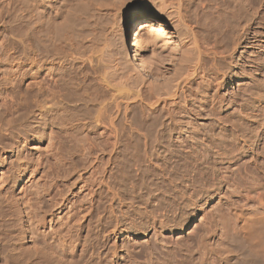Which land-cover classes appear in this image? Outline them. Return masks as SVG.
<instances>
[{"label":"bare ground","instance_id":"1","mask_svg":"<svg viewBox=\"0 0 264 264\" xmlns=\"http://www.w3.org/2000/svg\"><path fill=\"white\" fill-rule=\"evenodd\" d=\"M63 1L66 3L69 2L68 0H22L21 2L24 6V13L17 12V10L12 9L11 12H14L15 16L12 17L9 15L8 18L5 14H10L9 6L11 4V0H0V27H3V29L0 30V36H3L0 40V117H3V114L12 109V95L8 94L6 90L7 85L16 87L20 82L30 80L36 84L40 94H51L53 92L57 94L66 90L67 97L72 99L73 97H76L77 89L82 88L85 89V91H89V65L94 69L95 65H98L100 62L101 64L103 63L102 65L105 67H107L106 65H109L106 61H108V56H111L109 54L112 53H108L107 50L111 48V45L108 47L109 44L107 45L105 43V36L107 34L104 33L102 28L100 31H102L103 34H98L100 35V39H98L100 43L93 47L96 49L90 56L89 41L86 40V42H84V36H82L83 39L80 38L83 32L80 37H78L80 40L77 39L79 33L76 32L75 27L78 31V27L80 26L81 28L80 24L83 23L81 22L82 20H80L81 17L79 14H83V16H85V13H87V15L89 14L88 12L90 10L89 6H91V0L90 2L88 1L90 5L87 4L89 6L84 3V0L79 2L76 0V3H73V11L72 9H68L67 7L70 6L64 5ZM62 3L65 8H67L65 10L70 12L65 11V14H63L64 11L62 12L60 8L58 9L59 12H62V15H60L59 12H57V7L59 4L62 5ZM93 3L94 2H92V5ZM263 3V0L242 1L236 10H233L232 12L227 11L226 15H228V22L226 23L225 31H220L221 28L219 27V24L222 19L220 21L219 16L222 14L218 12V9L215 10L217 7H214V15H209V12L211 11H209L210 4L208 0H203L202 2L203 8L201 7L202 11L199 23L200 29L198 28L199 30L195 28V24L193 25V23H191L192 21L188 22L185 15L181 14V12L184 13V11L179 12L177 11V8L175 10L174 8L169 7L161 9L159 6L160 4L158 5V9H160V11L158 14L154 15V26L152 27L151 24L140 23L136 28H134L135 20L129 19L125 24L121 39H123V41L129 40L130 42L129 44L125 42V44L121 41L124 45L123 47L120 46L122 49H120L121 51L119 50L120 52L118 51V53L121 58L119 57L120 59H118L122 61L125 60L124 63L126 66H124L127 67L126 72H128L127 74L123 73L127 76H125L127 79L125 81L132 82L133 80V84L136 83V86L138 87V91H134L132 89L136 86H132L134 88H131L127 82V85L131 88L129 90L135 92L133 93V96L137 95L140 97L145 94V96L149 95L154 97V101H152L156 104H161L162 110L165 111V114H170V106L172 105L169 106L168 101L173 104L176 98L178 99L181 94L183 95L185 92L187 93L192 87V83L200 78V80L198 79L199 82H197V84L200 90L202 89L201 93L203 94L204 100L202 105L208 104V109L205 111L209 110L216 112L218 108L227 109L231 107L235 98H224L220 95V91L223 88V83L225 81L224 78L228 75V71H225L224 69L225 66L228 68L232 65L235 60L233 52L241 44L244 43L246 46H250L253 42L258 41V36L262 33L255 30L256 28L253 26L258 24L260 21L258 20L261 17L259 9ZM70 5L72 7V2ZM98 5L99 4H97V8ZM164 5L166 4L164 3ZM58 14L60 15L61 20L56 19ZM185 14L188 15L189 13L186 12ZM88 16L90 17V15ZM112 17L115 16L113 15ZM85 18L87 17H84V21L86 20ZM218 19L220 23L217 22ZM78 22L81 23L78 24ZM9 24H11V26H9ZM101 24H103V22ZM86 25L88 27L89 24ZM90 26L94 27L92 24ZM9 27H11L12 31L18 35H16V37H19L18 45L15 43L11 44L9 36L6 35V32L9 31ZM83 27L86 28L85 26H82V29ZM103 29H105V27ZM130 30H132L131 33L129 32ZM221 34H226L225 40L229 39L227 48H224L226 42L223 43L224 39L221 38ZM107 38L109 39L110 36ZM93 48L91 49L90 47V50H93ZM109 52H111V50ZM112 52L116 54V52ZM117 54L115 56L116 58L118 57ZM110 59L113 58L110 57ZM78 60L81 62L80 66L76 65V63L78 64ZM256 64L261 66L260 63ZM9 68L12 69L11 72L8 70ZM7 72H9V74H7ZM109 72H106V74ZM112 72H114V70ZM240 73L243 74L242 71H240ZM240 73L239 75H241ZM106 74L102 73L95 79L99 80L104 88L112 91V94L116 92L123 93L121 92V85L125 83L122 84L120 83L121 81L116 82V84H121L116 87L115 83L114 85L107 79L110 76ZM123 79L124 77H122L121 80L123 81ZM130 79L132 80L129 81ZM171 82L175 83V85H173L174 88L171 86ZM97 85H99V83ZM112 85L115 87L112 88ZM168 85L172 87V90H169L170 87ZM100 87L101 86L99 85V88ZM165 87H167L169 91H166L167 89L165 90ZM247 87L244 88L242 97L249 92V88L246 89ZM192 88H194V86ZM255 99L256 107L254 109L251 111L241 112L243 118L247 121H249L248 119L250 114L251 116L258 117L261 111L260 109L264 108V101L261 96H258ZM117 107V112H119V103H117ZM54 116H57V113ZM142 118L140 119L142 125L139 124L141 127L139 128L140 130L138 129L139 131H137L140 139L136 141V143H138L137 160L139 162V165H137L138 172H136L138 180H131L132 182L130 181V188H132L135 192H137L136 190H142L141 196H144V191H146V194L149 193V196L151 194V197L147 199L157 201V203H155L156 205H154L155 208L153 207L154 214L152 218H154V220L147 223V220L142 219L139 223H137V219L135 220V217L130 215L129 211L124 210L122 205L119 203L118 204L120 206L117 207L111 203L108 208L106 207L107 209L105 208L104 213L102 214L97 211V207H95V197L98 193V188L100 186H105L106 189L108 188L109 192H111V198H117V200L119 199L120 201L121 197L118 192L119 189L116 188V186H118V184H124V182L122 183L119 181L116 185V181L111 182L108 179L105 180L103 175H105V172H108L109 170L106 166H103L104 168L102 167L103 170L99 174L98 165H105V163L102 161L103 158H101L99 154L91 152L92 160L89 162L91 163V171L93 172V178L90 179L92 181L89 180L88 182L87 180L82 179L78 183L66 185V189L64 188L65 190L59 198L48 199L49 202H47L49 204L46 205V207L50 206L51 209L49 211H46V209L44 210V205V207L39 205L37 206V204L42 202L41 198L38 197V203H34L35 201L33 202V204H36V206H34L31 202L32 198H30L32 196H26L24 204L18 207L19 211L17 213L19 239L23 243H26V245L32 243L30 245H32L33 248L41 250L43 253L47 254V250L45 251L44 247V249L40 248L42 247V244L47 242L49 238H56L61 232H65L69 237V246L67 247L69 256L71 257L72 254H74L76 248L82 246L81 257H83V255H85L88 250L90 251V248L94 245L93 239L96 237L94 238L93 235L96 234L97 236L99 230L102 231L103 228H105V231H111L112 233L123 231L132 233L134 231H138L136 233L138 236H147L150 231L153 230V234L156 236L155 239L158 240L159 237L157 236L161 233L160 231L164 230L167 226L176 225L183 230L187 220L190 219L191 216H195L196 211L199 209L203 211L201 220L203 219L206 221L209 219L207 216L208 211H210L211 215H213L217 212V207L205 210L203 204H201V202L199 203V201L205 199L207 200L206 202H208L209 199H212L215 195H217L218 197H221L220 199L223 198L222 204H225V206L227 205L230 210L237 213L239 219V224L235 232L231 230L230 227L232 226L229 227L228 222L227 224H224V232L222 233V237H220L221 240L219 239L220 243H224V247H222L224 248V251H222L223 253L220 252L221 248L218 251L223 254H220L223 256L221 264H264V260H262V262L259 260L261 255L264 257V208H262L263 210L254 209L255 211H248L247 213L239 210L235 208L232 202L227 203L225 197L226 192H224L223 189L226 185L231 189H235V184L238 186V184L243 185L245 183H249L248 188H250L249 190L252 191V194L258 198H264V184L259 181L252 173L253 171H251L253 168H257L258 165L261 164V160L259 161L256 155L263 156L264 153V126L261 125L255 133L244 131L242 134H237L234 130L231 133H227V129L223 128L222 132L220 131V133L215 135V138L212 136H206L204 139H200L199 142L197 135L187 130V133L179 131V136L174 137V135H172L174 128H176H173L174 124L171 127L166 126L162 129L161 127L155 128L154 126L156 124L153 126V123L152 127L151 125L148 127L147 123L149 121L146 122L143 120V123ZM153 121L154 123L157 122H155V120ZM110 123L111 126H109L112 127L113 130L106 126L100 128V133L105 135L106 143L110 146L107 150H111L112 153L109 156L106 165L112 163L114 156L118 154V147L124 136L123 133H119L116 130V127L114 126L115 124L113 125L114 119L113 121L111 120ZM103 124H105V122ZM3 125L9 126V123L6 122ZM100 125H102V123ZM239 125L243 126L244 129L246 128V130H250L247 129V122L241 121ZM137 127L139 126L137 125ZM6 128L7 129L4 131H1L4 128H0V169H2L0 170V179H2V183H4L5 179H7V177H4L5 170H3L7 159L5 156L6 147L9 146L12 150H15V154L18 158H20V154L22 153L21 148L28 142L26 136L16 133L17 131L15 127L11 128V126H9ZM108 130H111L112 132L110 131V133H108ZM47 134L50 138H52V129H50ZM183 134L187 135L184 136ZM17 135H19L18 138H15ZM14 138L16 139L15 142L12 141ZM50 141L51 139L48 141L49 144ZM250 153H255V156L252 155V157H250ZM145 161H148L147 163L149 164H144ZM38 165L40 164L38 163ZM38 170L39 169L36 166L30 167L21 164L17 172L18 174L14 178L16 180L18 179V183L20 181L24 182V180L27 179L24 183L27 187V185L30 186V184H28L30 182L31 184L40 182L38 180L40 177L36 178L38 177ZM249 171H251V173H249ZM148 174H156V178H154V176L150 178ZM244 174L246 176L243 178ZM33 180L36 181L33 183ZM36 187L38 188V186H35L34 188ZM23 188L25 190V186ZM179 200L180 202H178ZM185 200L186 203L188 201L193 202V210L188 209L185 212H182L183 209L181 208L184 207ZM17 201L19 200H16V202ZM175 203H177V206L179 205L178 208L176 207L177 210L181 209L179 210V215L176 216V211V214H171L173 217L171 216L172 218H170V214L167 215L160 213L161 210L172 212L174 210V206L176 205ZM147 212H149V210ZM159 213L162 217H160ZM141 215L142 214H140V216ZM192 232L194 231L192 230ZM192 232H190V234H192ZM78 233H81V235ZM196 234L198 236V232L195 231V235ZM192 235H194V233ZM150 241L152 243V239ZM155 243L153 242L150 246H152V248L157 250V253H159L157 249L158 243ZM209 249L210 251L217 250L211 245H209ZM50 255L51 257H54V259H52L53 261L58 262V257L54 253H50ZM71 261L72 259L70 258V262L68 261L66 263L65 260L59 264H71ZM206 263L208 264V262Z\"/></svg>","mask_w":264,"mask_h":264},{"label":"rangeland","instance_id":"2","mask_svg":"<svg viewBox=\"0 0 264 264\" xmlns=\"http://www.w3.org/2000/svg\"><path fill=\"white\" fill-rule=\"evenodd\" d=\"M21 1L22 0H11V4L9 6L10 14H5V16H7L8 18L9 15L14 17L15 13L11 12L12 9L17 10V12L24 13V6ZM68 1L70 3L69 2L66 3L63 1L64 5H69L70 7L67 6L66 7L68 9H72L73 11V3H76L75 2L76 0H72V1L68 0ZM77 1L79 2L81 0H77ZM84 1L86 5L89 4L90 2V0H84ZM101 1H104L105 4L104 2ZM117 1L118 2L120 1L121 3L120 2L118 3ZM208 1L210 4L209 11H211L209 12V15L211 14L210 16H213L215 10L218 9L219 10L218 12L222 14L219 16L220 21L221 19L222 21L220 23L218 19L217 22L220 23L219 24V27L221 28L220 31H225L226 23L228 22V17H227L228 15H226V12L227 11L232 12L233 10H236L240 5V2L248 1V0H229V1L208 0ZM71 2H72V7L70 5ZM92 2H94L93 5ZM130 2L131 0H127V1L126 0H106V1L91 0L90 2L91 6H89L90 4L87 5L89 6L90 9L88 15H90L91 18L87 15V13L84 14L85 16H83V14L80 15L78 13L79 16L81 17L80 20H82L81 22L83 23L80 24L81 22L80 23L78 22V24L81 25V28L80 26L78 27V31L77 28L75 27L76 32L79 33L77 39H79L78 37H80V35L83 32L80 38L83 39L82 36H84L83 41L85 40L84 42H86V40H88L90 47L92 49L93 47H95V45H98V43H100L98 39H100L99 36L103 34L102 31H100V29L102 28L104 33L107 34L105 36L106 37L105 43L107 45L109 44L108 47H110L111 45V48H109L111 52H109L110 51L109 49L107 50L108 53H112L109 54L111 56H108V61H106L109 63V65H106L105 63L107 67L102 65L103 63L101 64V62L100 63L98 62L99 63L98 65L100 67L97 64L95 65V69L89 65V91L88 90L85 91V89L82 88L77 89L76 97L69 99L67 97L66 90L57 94H55V92L44 95L40 94L36 84L30 80H27L26 82H20L16 87H11L10 85L6 86V90L8 94L12 95V102H11L12 109L9 112L3 114L4 115L3 117H0V128L1 127L4 128L1 131L6 130L7 129L6 127L9 126H11V128L15 127L17 131L16 133L26 136L28 142L24 144V147L21 148L22 153L20 154V158H18L17 155L15 154V150H12V148H10L9 146L6 147L5 156L7 159L5 161L3 170H5L4 177H7V179H5L4 183H2L3 181L2 179H0V191H1L0 192V264H59L65 260L66 263L68 261L70 262V258L72 259L71 264H109V263L110 264L111 263L112 264H204V263L207 264L206 262H208V264H221L222 262L223 256L221 255H223L222 251H224V248L222 247H224L223 246L224 243L222 242L220 243L221 240L220 237H222V233L224 232V227H225L224 224H227L228 222L229 227L232 226L230 227L231 230L235 232L239 224V219L237 213L230 210L227 205L225 206V204H222L223 198L220 199L221 197L220 196L218 197L217 195H215L212 199H209L208 202H206L207 200L205 199L199 201V203L201 202V204H203L205 210H207L208 208L212 209L214 207L215 208L217 207L216 210L218 213L216 212L215 214L211 215V212L208 211L207 216L209 219L206 220L208 222H206L203 219L201 220L203 211L199 209L196 211L195 216H191L190 219L187 220L183 230H181L176 225L167 226L164 230H161L160 231L161 233H159V235L157 234L158 235L157 237H159L160 240L155 239L156 236L153 234L154 233L153 230H151L147 236H138L136 235L138 231H134L132 233H128L126 231L112 233L111 231L109 232L105 231V228H103L102 230L103 232L99 230L97 236L96 234L93 235L94 238L96 237L95 239H93L94 245L90 248V251L88 250L85 253L86 256L83 255L84 258L81 257L82 246L76 248L74 254H72L71 257L69 256L68 248H67L69 246L68 244L69 237L65 232H61L56 238H49L50 241L49 240L47 241L48 244L47 242L42 244V247L40 248L42 249L45 248V251L47 250L46 251L47 254L43 253L41 250L33 248L32 245H30L32 243L29 242L30 244L26 245V243H23L19 239V233H18L19 225L17 221V215H18L17 213L19 211L18 207L24 204L26 200V196L27 197H30V195L32 196L30 197L32 198L31 199L32 204L34 201H35L34 203H38L39 201L37 200L41 198L42 202L41 200L40 202L42 204L39 203L37 204V206L44 205L45 206L44 210L46 209V211H49L51 209L50 206L46 207V205L49 204L48 199L59 198L66 189V185L72 183H78L82 179L87 180L89 182V180L93 178L92 176L93 172L91 171V163L89 162L90 160H92L91 152L95 154H99L100 157L103 158L102 161H104L105 165L102 164L98 165V170H99L98 173L100 174L104 168L103 166H106V168L109 171L105 172V175H103L105 180L108 179L111 182L116 181V185L119 181L122 183L124 182L125 184V185L118 184V186H116V188L119 189L117 190L120 193V197H121L120 201L119 199L117 200V198L112 199L111 198L112 196H110L112 194L111 192H109V189L108 188L106 189L105 186H100L98 188L99 190L97 189L99 194L97 193L95 197V207H97V211L102 214L104 213L105 208L106 207L108 208V206L111 203H113L116 207L122 205V208L124 210L129 211V214L134 216L135 220L137 219V223H139L142 219L147 220V223L154 220V218H152L154 214L153 207L154 205H156L155 203H157V201H152V199L151 200L147 199L151 197V194L149 196V193L146 194L147 193L146 191H144L145 193L143 192L145 194L144 197L141 196L142 190L140 191L136 190L137 192H135L132 188H130L131 182L135 179L138 180L137 177L138 175L136 174V172H138L137 165H139V162L137 160L138 143H136V141L140 139L137 131L140 130L139 128L142 125L140 120L142 117H143L142 122L143 120H145L146 122L149 121L147 123L148 127L150 125L152 127V123H153V126L155 124L157 125L154 126L155 128L161 127L162 129L165 128L166 126L171 127L174 124L173 128L176 127L172 132V135H174V137L179 136V131L182 132L184 131L185 133H187V131H190L195 135H197L199 142L200 139H204L206 136H212L213 138H215L216 137L215 135L220 133V131L222 132L223 128L227 129L226 131L227 133H231L234 130L237 134H242L244 131H250V133L252 132L255 133L256 130H258L261 125L264 126V108L260 109L261 111L258 117L251 116L250 114L248 119L249 121L244 119L243 115L241 114L242 111H251L256 107L255 98H257L258 96H261V98L264 101V72H262L264 71V3L263 5L260 6L259 9L261 17L258 20L260 21L258 24H255L253 26L256 28L255 30L262 33L260 36H258V41L253 42L252 44H250V46H246L244 43L241 44L233 52L235 60L233 61L232 65L228 67L229 69L227 68V66H225L224 69L225 71L226 70L228 71V75L224 78L225 81L223 83V88L220 91V95L224 98L226 97L235 98V101L232 104V106L227 109L218 108L216 112H212L209 110L205 111L208 109L207 106L208 104L202 105L204 100H203V94L201 93L202 89L200 90L197 84V82H199L200 80V78H198L199 80L197 79L196 81L193 82L194 84L192 83V87L194 86V88L191 87L192 89L190 88V90H188L187 93L186 92L184 93L185 95L183 94L185 97L181 94V96L178 97V99L177 98L175 99L176 101L174 100L173 104L170 103V101H168V105L169 106L172 105L170 106L171 111L170 114H165V111L162 110L161 104L158 103L156 104L153 102L154 97H151L149 95H146L147 96L146 97L145 94L141 95L140 97L137 96L136 94H135L136 96H133V93H135L134 91H138L137 90L138 87L136 86V83L133 84L132 79L129 80V81L132 80V82H128V81L127 82L129 83L131 88H134L135 86L136 87L132 89L134 91L129 90L131 88H129L127 82L125 81L127 80L126 79L127 76L125 75L128 73L126 72L127 67H125L126 64L124 63L125 61L124 58H123L124 61L119 60L121 56L118 53V51L122 49L120 46L123 47L124 45L123 43L127 42L129 44L130 41L129 40L123 41V39H121L122 32L125 28V24L129 19L135 20L134 28H136L140 23H148L151 24V27L154 26L153 25L154 15L158 14V12L160 11V9H158L159 6L161 9L165 7H169V8H174L175 10L177 8V11L179 12L184 11V13L181 12V14L185 15L187 21L188 22L192 21L191 23H193V25L195 24L194 25L195 28L200 29L199 23L201 20L200 17L203 8L202 7L203 0H140V3L136 4L134 9L127 7ZM163 2L166 5H164ZM97 4H99L98 5L99 9L97 8ZM59 5H58L59 8L57 7V12H59L58 9L61 8L60 10L62 12L64 11L63 14H65V11H68L65 10L67 8H65L63 3L62 5L61 4ZM111 5L113 8L111 7ZM214 7L217 8H215L214 10ZM61 11L59 12L60 15H62ZM185 11L188 12L189 14L188 15L185 14L186 13ZM231 12H230V16H231ZM59 14L58 16H56V19L58 20L60 19ZM113 15L115 17H112ZM84 17H87L85 18L86 19L85 21H84ZM99 21L100 22L102 21L103 24H101L102 22L100 23ZM85 23L89 24L88 27ZM91 24L94 27L90 26ZM9 26H11V24H9ZM82 26H85L86 28L83 27L84 29L83 30ZM104 27L105 29H103ZM95 28H97L99 31ZM2 29L3 27H0V30ZM10 29L11 27H9V31L6 32V35L9 36L11 44L15 43L16 45H18L19 37H16L17 34L14 31H12V29L11 30ZM86 31H90V32H86ZM131 31L132 30H130L129 32L131 33ZM99 33L100 35H98ZM109 36L110 38L108 39L107 37ZM220 36L221 38L224 39L223 43L226 42L224 48H227L229 44V39H226L227 41L225 40L226 34H221ZM2 38L3 36H0V40ZM121 41H123V43ZM113 42L115 43V45ZM90 47H89V56L92 55L91 53H93L94 50L96 49L93 48V50H90ZM112 51L116 52V54L118 53L117 58L115 57L116 54L113 53ZM110 57H112L113 59L115 58L116 60L114 59L113 61V59H110ZM77 62L78 64L76 63V65L80 66L81 62L79 60ZM256 63H260L261 66ZM93 69L94 71L92 72ZM8 70L10 72L12 71L11 68H9ZM113 70L114 72H112ZM101 71H105V72H101ZM240 71H242L243 74H241ZM106 72L109 73L106 74ZM102 73L103 74L105 73L106 75L110 76V77L108 76L106 77H108L107 79L111 81L112 84L114 83L116 84V82H120V81H121L120 83L122 84L125 83L123 85H121L120 83H117L116 85L114 84L116 87L117 85L119 86L120 84L123 90V91L121 90V92H123L124 94L119 92L112 94V91H109L108 89L104 88L102 86V83L99 80L95 79L99 77V75H101ZM239 73L241 75H239ZM7 74H9V72H7ZM122 77H124L123 81L121 80ZM97 82L101 86L100 88L99 85H97L98 84ZM171 83H172L171 86L173 87L175 83L173 82ZM114 87L112 85V88ZM167 87H165V90L167 89ZM172 87H170L169 90H172ZM245 87H247L246 89L249 88L248 89L249 92L242 97V93ZM169 90L167 89L166 91ZM129 94L131 95V97ZM117 103L120 104L119 112H117L118 109ZM56 113L57 116H54ZM113 119H114L113 125L115 124L114 126L116 127V130L119 133H123L124 136L123 139L120 141L118 147V154L114 156L112 163L106 165L107 160L112 153L111 150H107V148L110 146L108 145V143H106L105 135L103 133H100L101 130L100 128L104 126L109 128L111 126L110 122L111 120L113 121ZM102 120L105 122V124H103L104 122ZM153 120L157 122L154 123ZM241 121L247 122V126H248L247 129L250 130H246V128L244 129L243 126H240L239 123ZM2 122L3 124H5L6 122L9 123V126L3 125ZM101 123L102 125H100ZM164 123L167 125H165ZM137 125L139 127H137ZM110 128L111 130H113L112 127ZM50 129H52V138H50L47 134V132H49ZM110 131L108 130V133H110ZM183 135L185 136L187 134H183ZM18 136L19 135L15 136V138H18ZM15 138L12 139L13 142H15L16 140ZM49 138L51 139L50 144L48 143V141L50 140ZM254 154L255 153H250L249 155L250 157H252V155ZM256 157L259 161L261 160V164H259L257 168H253L251 171H253L252 173L258 178L259 181H261L264 184V153L263 156L256 155ZM147 162L148 161H145L144 164H149ZM38 163L40 165H38ZM21 164L30 167L36 166L39 169L38 170L39 173H37L38 177L36 178L40 177V179H38L40 182H35L36 180H33V183L35 182L34 184H31L30 182L28 183L30 184V186L27 185V187L30 188H27L26 185H24L27 179H25L24 182L20 181L18 183L17 181L18 179L16 180L14 177L17 176L18 174L17 172ZM251 171H249V173H251ZM148 175L150 176V178L153 176L154 178H156L155 177L156 174L155 175L148 174ZM245 176L246 175L244 174L243 178ZM111 184L114 185L113 183ZM34 185L38 186V188L37 187L34 188L35 187ZM248 185L249 183H245L243 185L238 184V186L235 184L234 185L235 189H231L230 187H227V185L223 187L224 192H226L225 197L227 203L232 202L235 208L242 210L246 213L248 211L250 212L264 208V198H258L255 195H253L252 191L249 190L250 188H248ZM24 186H25V190L23 188ZM37 191L39 192L40 195L38 194ZM145 198L147 201L145 200ZM16 200L19 201L16 202ZM180 200L178 202H180ZM192 203L193 202L191 201H188L186 203L185 200L184 207L181 208L183 209L182 212H185L188 209L193 210L194 204ZM175 204L176 205L174 206V210H173L175 213L173 211L166 212L165 210H164L165 212L161 210L160 213L167 215L170 214L169 215L170 218L173 217V215L171 214L174 215L176 214V211H177L176 216L179 215L178 213L179 210L181 209L177 210L179 205L177 206V203ZM33 205L36 206V204ZM148 210L149 212H147ZM140 214L142 215L140 216ZM161 214L160 217H162ZM222 216L225 218H223ZM109 222L111 223L110 220ZM192 230L194 232H192ZM189 231L192 232V234L194 233V235H195V231L198 232V236L197 234L195 236L190 234ZM78 234L81 235V233ZM151 239H152V243L150 241ZM153 242L155 244L158 243L157 249L159 253H157V250L153 249L152 246H150L153 244ZM209 245L214 246L215 249L217 250L210 251ZM220 248H221L220 252L222 253L218 252ZM50 253H54L58 257V262L52 260L54 259V257H51ZM45 255L46 256L48 255L49 258L48 256L46 257ZM259 260H261L262 262V260H264V257L261 255Z\"/></svg>","mask_w":264,"mask_h":264},{"label":"snow or ice","instance_id":"3","mask_svg":"<svg viewBox=\"0 0 264 264\" xmlns=\"http://www.w3.org/2000/svg\"><path fill=\"white\" fill-rule=\"evenodd\" d=\"M140 3V0H131V2L128 4V8H132L134 9L135 8V5Z\"/></svg>","mask_w":264,"mask_h":264}]
</instances>
